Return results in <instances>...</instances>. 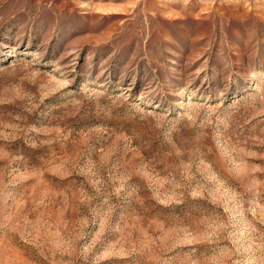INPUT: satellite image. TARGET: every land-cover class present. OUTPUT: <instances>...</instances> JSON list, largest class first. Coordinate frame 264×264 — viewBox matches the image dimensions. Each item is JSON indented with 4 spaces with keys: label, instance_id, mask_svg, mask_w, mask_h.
<instances>
[{
    "label": "rangeland",
    "instance_id": "obj_1",
    "mask_svg": "<svg viewBox=\"0 0 264 264\" xmlns=\"http://www.w3.org/2000/svg\"><path fill=\"white\" fill-rule=\"evenodd\" d=\"M0 264H264V0H0Z\"/></svg>",
    "mask_w": 264,
    "mask_h": 264
}]
</instances>
